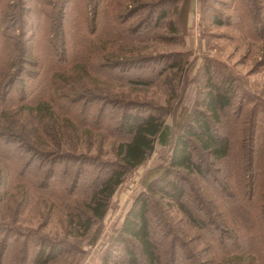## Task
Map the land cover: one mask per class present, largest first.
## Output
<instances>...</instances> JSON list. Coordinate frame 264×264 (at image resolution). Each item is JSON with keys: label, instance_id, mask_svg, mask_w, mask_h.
<instances>
[{"label": "trees", "instance_id": "16d2710c", "mask_svg": "<svg viewBox=\"0 0 264 264\" xmlns=\"http://www.w3.org/2000/svg\"><path fill=\"white\" fill-rule=\"evenodd\" d=\"M136 1L140 3L0 0V264H49L58 257L59 244L43 238L36 240L38 250L32 253L28 234L13 226L20 221L13 208L29 202L47 212L67 207L68 233L88 234L105 218L128 173L148 161L158 145L169 148L168 162L158 167V176L146 175L113 238L123 245L129 262L264 264V140L257 142L256 124L240 128L243 111L230 113L238 93L236 79L217 78L206 61L203 88L173 127L163 117L168 111L143 115L134 102H113L117 83L154 82L152 76L130 69L155 56L131 52L137 43L151 40L170 10L161 9L155 24L152 12L130 23L145 9H131ZM215 21L222 24L218 17ZM255 30L258 37L264 27L257 23ZM176 57L161 69V76L183 71L180 55ZM98 100L122 110L109 119L113 123H106L104 112L95 115L92 103ZM224 117L237 131L220 130ZM110 138L116 160L108 162L107 174L92 178L89 194L78 204L87 151L95 139L102 144ZM160 203L183 214L190 225L182 232L184 239L171 225L158 236ZM152 206L161 214H153ZM191 229L200 233L189 236ZM20 239L22 244L16 245ZM11 247L15 250L9 253ZM110 256L109 251L107 260Z\"/></svg>", "mask_w": 264, "mask_h": 264}, {"label": "rangeland", "instance_id": "374dc122", "mask_svg": "<svg viewBox=\"0 0 264 264\" xmlns=\"http://www.w3.org/2000/svg\"><path fill=\"white\" fill-rule=\"evenodd\" d=\"M254 1V4L253 0H187L185 3L140 0V3H132L131 9L137 8L135 5L145 6V9L140 8L130 23L141 20L148 12H152V21L155 24L161 9L167 8L170 11L154 30L151 40L137 43L131 52V55L135 56H155L151 57L149 63L130 69L132 74L152 76L154 82L148 85L117 83L113 86L117 93L113 102H122L121 106L134 102L137 111L143 115L149 112L160 115L168 111L163 117L166 118V123L173 127L195 103L199 88L202 90L204 85V64L210 61L217 78L231 76L236 79L238 93L234 100V109L230 110V113H236L237 108L238 112L243 111L240 128L249 129L250 125L256 124L257 142L261 143L264 140V32L256 37L255 27L257 23L259 27H264V3L260 0ZM217 17L222 20V24L215 21ZM178 54L183 71L176 74L172 70L170 74L161 76V69L167 62L176 61ZM92 107L96 116L100 117L104 112L103 118L108 121L106 123H113L114 120L109 119L117 118L122 112L120 108L99 100L92 103ZM228 120L229 118L224 117V126L220 130L228 132L239 128ZM111 138L105 139L102 144H97L95 139L96 144L92 151H84H87V159H84L88 162L81 165V180L76 195L78 204L89 194L91 186L88 184L92 178L107 174L108 162L116 160ZM169 154L167 146L158 145L148 161L129 172L111 198L105 218L88 234H84L82 230L81 235L68 233L67 207L60 206L47 212L36 202L26 203L16 210L13 208V213L16 212L20 218L19 222H13V226L28 234L32 253L38 250L36 240L40 242L43 238L49 240L52 245L59 244L56 250L58 257L49 264H131L123 245L114 242L113 238L118 235L127 213L137 195L143 190L144 178L148 173L147 178L158 176V167L167 164ZM71 182L72 179L69 184ZM201 183L199 180L198 184ZM196 185L194 184L195 187ZM207 191L212 193L210 189ZM194 193L198 194V191ZM160 208H163V214L155 222L159 237L164 236L168 225L175 227L179 235L190 227L176 206L167 210L168 207L160 203ZM151 211L153 214H161L154 206ZM198 233L200 231L191 229L189 236ZM181 238L184 239V235ZM22 242L20 239L16 245ZM204 246L200 245V248ZM14 250L11 247L9 253ZM109 251L111 256L107 260Z\"/></svg>", "mask_w": 264, "mask_h": 264}]
</instances>
